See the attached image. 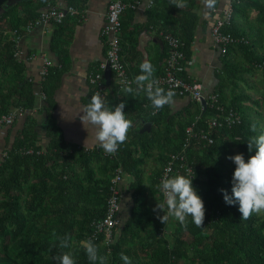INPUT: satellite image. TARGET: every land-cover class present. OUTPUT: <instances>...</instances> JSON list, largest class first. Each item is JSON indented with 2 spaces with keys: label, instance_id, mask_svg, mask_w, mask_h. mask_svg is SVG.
Here are the masks:
<instances>
[{
  "label": "trees",
  "instance_id": "1",
  "mask_svg": "<svg viewBox=\"0 0 264 264\" xmlns=\"http://www.w3.org/2000/svg\"><path fill=\"white\" fill-rule=\"evenodd\" d=\"M6 4L9 7L0 14V116L35 106L34 88L30 83L22 85L25 66L16 59L17 42L12 31L22 30L38 17L43 11L39 9L46 3L19 0L15 4V0H8ZM71 4L80 7V1L72 0ZM3 6L1 3L0 9ZM254 11L257 16L252 18ZM149 13L153 21L163 23L161 16L153 11ZM180 16L181 20L174 19L163 27L180 38L186 60H190L197 17L190 12ZM224 32L247 41L229 44L225 53L220 48L223 67L217 93L226 111H235L241 122L232 127L213 128L210 136L213 143L193 139L186 151L195 171L193 187L205 207L202 225L192 223L190 217L186 226L172 218L164 223L150 218L146 219L147 223L144 220L139 224L135 217L141 219L147 210L145 204L138 203L123 229L119 230L118 225L110 240L105 233L97 231V223L107 215V200L116 170L121 167L125 173L141 179L137 167L153 155L154 149L161 151L159 161L164 168L169 155L182 150L186 142V128L192 120L189 117L182 121L179 115L172 116L168 105L155 114L150 112L148 120L159 127L165 122V128L141 133L130 126L115 155L101 148L87 151L68 145L53 126L50 128L54 134L50 132L51 141L44 151L37 145L34 125L29 123L0 161V264H56L53 256L69 250L58 247V237L66 234L71 238L76 264H92L79 243L89 238L98 246V253L107 257V264H124L120 253L129 256L131 264H264V210L242 218L238 206L227 205L219 191L231 188L235 166L226 157L243 153L247 160L254 154V150L248 151V138L264 131V105L249 92L238 91L244 84L264 98V0H237L232 24ZM60 74L61 70L51 68L43 81L42 90L48 99L57 85L55 82L52 85L51 79L59 82ZM258 75L260 86L253 84L250 77ZM182 76L185 77L184 71ZM227 88H231L229 95ZM119 95L120 101L126 103L123 111L127 118L134 111L146 110L142 107L144 102H149L146 96L119 92L113 84L106 100L117 104ZM226 111L220 116L224 113V117ZM201 116L198 128L206 130L209 113ZM253 122L257 125L256 133L250 129ZM139 151L141 157H137ZM119 188L122 195L121 184ZM143 190L137 189L134 196H142ZM121 202L122 197L120 205ZM166 229L170 233L163 236ZM144 230H149L148 236L141 235Z\"/></svg>",
  "mask_w": 264,
  "mask_h": 264
},
{
  "label": "crops",
  "instance_id": "2",
  "mask_svg": "<svg viewBox=\"0 0 264 264\" xmlns=\"http://www.w3.org/2000/svg\"><path fill=\"white\" fill-rule=\"evenodd\" d=\"M7 1L0 0V4L4 5V8L0 9V14L6 7H9L6 4ZM18 1L15 0V4ZM27 1L36 4L38 0ZM42 1L46 4L39 9L40 11L56 6L63 9L73 8L78 13L68 14L62 24L46 23L35 26L30 31H25V34L17 42L15 56L17 61L25 66L22 85L27 83L32 85L36 94V103L34 108L30 110L14 109L12 113L16 116L15 122L0 128V161L7 156L29 123L34 125V132L38 135L37 145L43 147L44 151L51 141L50 132L54 134L50 126L57 127L63 141L68 145H75L77 148H84L89 151L99 149L100 147L93 137L94 130L91 126H88V130L85 129L79 120V115H82L80 110L88 102L90 96L101 87L107 91V98L110 93V86L112 84L119 86L116 72L111 69L112 73L109 80L106 76V70L101 68V63L105 62L108 50V38L103 36L102 30L107 23L110 0H73L75 2L80 1L79 8L71 4L72 0ZM128 1L134 2L135 0ZM170 1L172 2L169 3ZM150 2H153L151 7ZM180 2L184 4L183 7H177L173 0H140L139 9H128L124 12L121 39L122 59L126 65L127 75L132 80L139 73V63L143 60H149L154 66L153 76L156 79L159 78L164 73L168 55V45L163 37L167 31L163 24L171 23L174 19L181 20L180 15L183 13L186 15L190 12L197 17V23L192 44L193 55L190 64L185 67V78L190 83L201 84L205 95L216 94L220 98V94L217 92L220 82L219 73L223 67V55L220 47L214 41L212 28L228 0H217L214 9H207L203 0H180ZM150 11L163 18L164 21L161 25L157 19L152 20ZM256 16L257 11L252 12V18ZM186 21L184 20V22ZM130 38L135 41L134 44ZM46 60L52 62L48 73L51 68L54 71L55 69L62 71L59 82H56L54 78L51 79V84L53 85L55 82L57 85L49 99L42 90L43 81L48 75V73L45 76L42 75ZM257 83L258 81L255 85ZM132 87L135 85L133 84ZM118 90L122 92L119 87ZM230 93L231 88H227L226 94L229 95ZM138 94L140 97H145L142 91ZM121 95H119V102H121ZM142 107L146 110L134 111L128 116L132 130L140 129L141 133H152L154 130L158 132L165 128V122L161 123L159 127L148 120L149 116L152 115L149 113L153 112L150 102H144ZM202 107L206 108V105L203 102L194 101L189 96H174L173 103L168 105L172 116L179 115V119L182 121L188 117L192 119L187 128L198 117L201 119V114L206 112L209 113L206 123L209 121L211 112L209 108L202 109ZM161 117L163 121L166 120L165 117ZM88 132L89 136L86 140ZM151 153L153 155L146 157L145 162L137 167V170H140L142 174L141 182V179L136 178L135 175L125 173V177L123 176L119 230L123 229L122 227L138 203L145 204L147 210L146 215L142 216L141 219L135 217V221H139V224H143L146 219H159L157 212L159 215H163L159 210L153 212V208L156 201L160 202L163 199L157 184L164 173L165 166L162 168V162L159 161L161 155L159 149H154ZM141 156L142 152L139 151L137 157ZM156 179L158 180L157 183L155 182ZM139 188L144 189L143 195L134 196ZM148 231H142L141 235L148 236ZM169 233L170 230L166 229L162 235L165 236Z\"/></svg>",
  "mask_w": 264,
  "mask_h": 264
},
{
  "label": "clouds",
  "instance_id": "3",
  "mask_svg": "<svg viewBox=\"0 0 264 264\" xmlns=\"http://www.w3.org/2000/svg\"><path fill=\"white\" fill-rule=\"evenodd\" d=\"M177 7H183L180 0H173ZM207 9H214L217 0H203ZM139 73L131 81H125L122 92L126 94H137L143 92L150 102L154 111L161 109L164 105L173 103L174 91L165 90L159 86L158 80L153 76L154 66L149 60L139 63ZM135 87H132V85ZM125 101L117 104H109L100 91L93 93L88 102L85 103L80 112L79 120L82 126L88 130V126L94 130L93 137L99 147L107 153H114L119 145L127 138V132L131 121L123 111ZM253 133H256L257 125L253 122L250 125ZM88 135L86 140L88 139ZM85 140V141H86ZM248 151L254 154L247 160L243 153L229 155L234 164L231 176L230 191L221 188L219 191L227 205L238 206L242 218H247L253 212L264 210V131H260L247 140ZM157 188L162 193L163 199L156 201L153 212H162L158 218L164 223L172 218L181 225L186 226L188 218L196 225H202L204 220V203L197 190L193 187L192 176L176 173L170 176H162ZM60 251L53 256L56 264H76L75 257L70 248V236L67 234L58 237ZM86 254L88 261L92 264H107V257L98 253V246L92 239L79 241ZM120 259L124 264H131V258L120 253Z\"/></svg>",
  "mask_w": 264,
  "mask_h": 264
},
{
  "label": "built area",
  "instance_id": "4",
  "mask_svg": "<svg viewBox=\"0 0 264 264\" xmlns=\"http://www.w3.org/2000/svg\"><path fill=\"white\" fill-rule=\"evenodd\" d=\"M237 0H228L226 6L222 9L221 15L215 21L212 28V35L215 43L221 48L223 53L226 52L229 44L247 42L244 38L233 37L224 32V29L228 27L233 21L234 16V4ZM140 0L134 2L128 0H110L107 13V23L105 24L102 34L108 38V50L105 62L101 63V68L106 70L107 65L116 72L118 78L119 89H122L125 81H131L126 72V65L122 59V15L128 9H139ZM153 2H150V7ZM73 8L63 9L61 7H50L47 10L42 11L38 17L29 21L24 30H14L12 34L15 35V41L18 42L20 38L25 34V31H30L33 27L46 23L62 24L68 14H77ZM164 41L168 45V55L166 58L164 73L157 78L159 86L165 90L171 89L174 91V96H189L194 101L202 103L205 101L206 108L211 111V118L207 122V129L198 128V117L194 123H192L186 129V142L183 144L182 150L174 152L169 155V160L165 165L164 173L162 176L174 175L177 172L183 171L184 174L192 176V180L195 176L193 166L188 162L186 157V151L192 145L193 139H207L209 143H213V139L210 137L213 128L220 127H232L241 122L240 115L233 110L226 111V107L220 102V98L216 94L205 95L203 92V86L199 83H190L185 77L182 76L185 71L186 65L190 64L191 60H186L185 53L183 52V44L177 36L170 32H165ZM185 61V64L183 63ZM52 66V62L46 60L45 67L42 71V75L45 76L48 73L49 68ZM101 77V75H99ZM98 91L106 99L107 91H104L101 87ZM202 107V109H206ZM158 111V110H157ZM152 112V114L157 113ZM225 112L224 117L221 112ZM15 114L0 116V128L4 126L12 125L15 122ZM87 150V149H86ZM88 151V150H87ZM111 153L112 155H115ZM125 172L119 167L116 170V175L113 177L110 186V194L107 200V215L106 217L97 223V231L105 233L106 239L110 240L113 230L119 225L118 215L120 213L121 205V192L119 185L123 180ZM161 176V177H162ZM161 179V178H160ZM205 210V207H204Z\"/></svg>",
  "mask_w": 264,
  "mask_h": 264
},
{
  "label": "rangeland",
  "instance_id": "5",
  "mask_svg": "<svg viewBox=\"0 0 264 264\" xmlns=\"http://www.w3.org/2000/svg\"><path fill=\"white\" fill-rule=\"evenodd\" d=\"M260 73V72H259ZM261 74V73H260ZM251 77V81L255 84L257 81L258 83L256 84L257 86L262 85L261 82H259L258 78L260 77V75L258 76H250ZM255 79V80H254ZM247 90V91H246ZM238 91H244V92H249L254 99H259L261 101V103L264 105V98L262 99V97L257 93V91H249L244 84H241L240 89ZM264 111V109H263Z\"/></svg>",
  "mask_w": 264,
  "mask_h": 264
},
{
  "label": "water",
  "instance_id": "6",
  "mask_svg": "<svg viewBox=\"0 0 264 264\" xmlns=\"http://www.w3.org/2000/svg\"><path fill=\"white\" fill-rule=\"evenodd\" d=\"M111 68H110V66L109 65H107V68H106V76H107V78L110 80V78H111ZM203 104H205V101H203Z\"/></svg>",
  "mask_w": 264,
  "mask_h": 264
}]
</instances>
